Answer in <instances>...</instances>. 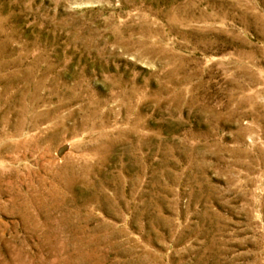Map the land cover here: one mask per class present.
Wrapping results in <instances>:
<instances>
[{
    "label": "rangeland",
    "instance_id": "1",
    "mask_svg": "<svg viewBox=\"0 0 264 264\" xmlns=\"http://www.w3.org/2000/svg\"><path fill=\"white\" fill-rule=\"evenodd\" d=\"M0 264H264V0H0Z\"/></svg>",
    "mask_w": 264,
    "mask_h": 264
},
{
    "label": "water",
    "instance_id": "2",
    "mask_svg": "<svg viewBox=\"0 0 264 264\" xmlns=\"http://www.w3.org/2000/svg\"><path fill=\"white\" fill-rule=\"evenodd\" d=\"M67 146L66 145H62L58 148L57 150V155L60 156L65 150H66Z\"/></svg>",
    "mask_w": 264,
    "mask_h": 264
}]
</instances>
